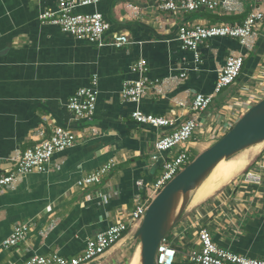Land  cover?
Wrapping results in <instances>:
<instances>
[{
	"label": "crops",
	"instance_id": "crops-1",
	"mask_svg": "<svg viewBox=\"0 0 264 264\" xmlns=\"http://www.w3.org/2000/svg\"><path fill=\"white\" fill-rule=\"evenodd\" d=\"M231 1V11L219 7L172 13L160 9V0H100L75 9L103 14L111 25L106 41L117 34L128 36L129 44L116 47L78 39L42 21L41 14L56 10L58 0H0V172L12 169L21 153L41 142V130L63 126L77 138L73 147L54 154L44 173L26 174L0 195V264H23L35 254L84 255L90 238L115 223L130 224L137 204L156 197L153 185L164 170L155 155L160 137L198 118L200 128L187 143L161 153L165 160L186 147L193 158L228 132L227 121L250 110L257 98L264 99V20L252 49L238 39L215 37L199 47L197 59L179 40L184 25L242 24L252 11H264V1ZM239 52L246 56L242 75L214 94L217 74L228 56ZM140 59L147 63L144 76L152 85L139 102H132L121 92L127 82L142 77L133 70ZM95 78V113L78 118L67 103L79 89L94 86ZM197 93L215 96L202 113L192 110ZM137 109L177 122L169 127L140 124L132 115ZM110 160L116 165L100 183L78 184ZM262 163L264 148L237 178L198 205L190 203L169 240L179 250L175 264L189 262L185 254L201 247L202 227L219 246L264 258V182L241 180ZM21 224L29 227L24 241L4 246ZM136 230L130 226L122 240L84 264L112 256Z\"/></svg>",
	"mask_w": 264,
	"mask_h": 264
},
{
	"label": "built area",
	"instance_id": "built-area-1",
	"mask_svg": "<svg viewBox=\"0 0 264 264\" xmlns=\"http://www.w3.org/2000/svg\"><path fill=\"white\" fill-rule=\"evenodd\" d=\"M264 1V0H255ZM100 0H58L56 10H47L41 14L44 22L59 26L63 31L75 35L78 39H85L99 46L113 45L122 47L130 43L125 34L113 36L111 41L105 40V34L110 29V23L100 12L79 13L75 9L83 6L97 5ZM234 2L231 0H160L161 10L172 13L197 12L201 9L214 10L223 8L227 11L234 9ZM264 20V11L258 9L249 13L242 24L222 25H201L182 26L179 30V40L184 49L195 51L197 59L200 54L199 47L211 38L230 37L238 39L240 44L252 49L257 36V26ZM246 56L239 53H232L228 56L225 66L219 71L214 94L221 93L231 86L240 75L245 66ZM133 70L139 72L142 77L136 81H129L122 89V98L132 102H139L146 93L149 85H152L147 76L148 70L145 60L137 61ZM94 79V86L79 89L72 96L67 107L75 113L76 117L82 119L91 118L96 110L98 90ZM264 89V88H263ZM214 94L205 95L197 93L193 99V112L202 113L211 105ZM133 118L140 124H150L157 127L175 126L177 119H170L164 116L146 114L137 109L132 113ZM233 120L227 121V130L234 125ZM201 122L196 117H191L180 124L173 132L163 135L156 141V149L160 153L169 152L178 146H183L200 128ZM230 125H233L230 127ZM41 142L27 148L17 159L15 166L9 171L0 172V195L8 188L14 186L24 175L34 172L46 171L55 153L64 151L76 144V135L72 130L63 126H53L49 133L45 130L39 132ZM192 155L186 147L177 155L166 157L164 170L161 176L153 185V192L157 194L181 172L192 161ZM115 160H110L97 172L84 177L79 185H93L100 183L103 176L111 172L115 167ZM241 180L248 183L261 184L264 182V165L259 166L257 171H247L241 176ZM151 202H139L132 213L130 224L118 222L111 225L106 231L100 232L87 241L84 255L67 259L59 254L49 256L35 254L23 264H84L98 259L108 249L122 240L124 233L131 227L140 225L146 210ZM29 232L27 224L16 225L12 234L3 241L6 247L18 245L24 241ZM201 247L191 249L186 254V260L195 264H264V258H249L234 253L215 243L208 228L202 227L199 230ZM179 255L177 250L167 239H165L157 250V264H175Z\"/></svg>",
	"mask_w": 264,
	"mask_h": 264
},
{
	"label": "water",
	"instance_id": "water-1",
	"mask_svg": "<svg viewBox=\"0 0 264 264\" xmlns=\"http://www.w3.org/2000/svg\"><path fill=\"white\" fill-rule=\"evenodd\" d=\"M264 142V99L250 108L234 126L179 172L151 201L134 239L139 240L141 264H157L160 244L188 209L192 195L223 160ZM164 163L161 153L155 154Z\"/></svg>",
	"mask_w": 264,
	"mask_h": 264
},
{
	"label": "bare ground",
	"instance_id": "bare-ground-1",
	"mask_svg": "<svg viewBox=\"0 0 264 264\" xmlns=\"http://www.w3.org/2000/svg\"><path fill=\"white\" fill-rule=\"evenodd\" d=\"M264 144L255 145L229 160L221 161L208 178L201 184V186L194 191L192 195L191 205H198L202 201L212 196L216 191L222 188L227 183L231 182L245 167L250 160L254 158L259 151V148ZM245 152V153H244ZM237 178V177H236ZM128 264H141V248L137 247L133 254V258L129 260Z\"/></svg>",
	"mask_w": 264,
	"mask_h": 264
},
{
	"label": "rangeland",
	"instance_id": "rangeland-1",
	"mask_svg": "<svg viewBox=\"0 0 264 264\" xmlns=\"http://www.w3.org/2000/svg\"><path fill=\"white\" fill-rule=\"evenodd\" d=\"M258 99V98H257ZM257 99L255 100V104L256 103H258L259 101H257ZM257 101V102H256ZM254 104V105H255ZM248 110H244V113L241 115V116H243L244 114H245V112H247ZM241 116H235V117H233L232 118V120H233V123L235 124L240 118H241ZM232 123V124H233ZM233 124V125H234ZM233 125H230V127L231 126H233ZM231 129V128H230ZM229 129V130H230ZM228 130V131H229ZM227 133V132H226ZM222 137V136H221ZM220 137V138H221ZM219 138V139H220ZM218 139V140H219ZM218 140H215L214 142H212V144H211V146L216 142V141H218ZM262 148H264V144L259 148V150H261ZM259 152V151H258ZM245 153V152H244ZM255 156V155H254ZM253 156V157H254ZM254 171H256V169L254 170ZM239 175H241V172L236 176V177H238ZM235 177V178H236ZM230 183V182H229ZM172 233H173V230L172 231H170L169 233H168V235H167V240L169 241V240H171L172 239ZM134 236V235H133ZM133 236H131V237H129L128 239H127V241L126 242H124V244L117 250V251H115V253L112 255V256H110V257H105V258H102V259H100L99 261H96L95 263H103V264H128V262H129V260L131 259V257L133 256V254H134V252H135V250L137 249V247L138 246H140V242H139V240H135L134 238H133ZM95 263H93V264H95Z\"/></svg>",
	"mask_w": 264,
	"mask_h": 264
},
{
	"label": "trees",
	"instance_id": "trees-1",
	"mask_svg": "<svg viewBox=\"0 0 264 264\" xmlns=\"http://www.w3.org/2000/svg\"><path fill=\"white\" fill-rule=\"evenodd\" d=\"M196 157H197V156H193V158H192V159L194 160ZM176 264H177V263H176ZM180 264H194V263H191V262H186V261H185L184 263H180Z\"/></svg>",
	"mask_w": 264,
	"mask_h": 264
}]
</instances>
